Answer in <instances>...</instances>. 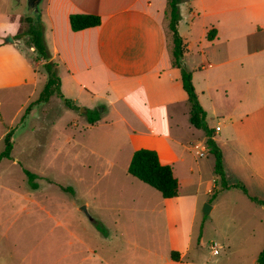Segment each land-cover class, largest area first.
<instances>
[{"label":"crops","instance_id":"obj_1","mask_svg":"<svg viewBox=\"0 0 264 264\" xmlns=\"http://www.w3.org/2000/svg\"><path fill=\"white\" fill-rule=\"evenodd\" d=\"M21 1L0 0L3 62L0 72L7 78L1 81L0 88L21 84V67L23 64L29 67L18 50V44H24L25 38L4 40L18 33L14 9ZM168 1L47 0L49 20L44 22V13L41 9L39 12L45 24L46 41L49 39L50 60L58 64L59 74H64L61 88L66 86L77 94L87 91L105 98L131 128L129 150L124 156L126 173L134 151L143 147L155 149L162 163L172 165L180 182L179 195L163 197L162 204L170 248L180 253L181 260L190 249L191 237L186 232H192L200 190L206 184L207 192L213 195L221 186V179L215 175V165L214 177H207L206 163L198 159L212 153L204 130L191 122L181 70L173 65ZM180 8L182 19L178 29L187 46L182 62L192 70L199 101L207 117H211L210 126L216 129L227 182L242 184L251 195L264 199V0H185ZM73 13L98 14L102 23L75 31L70 23ZM196 14L203 17L199 25L191 21ZM184 24L185 31L181 28ZM196 26L202 34L197 39L198 52L194 54ZM212 29L214 37L208 39ZM42 75L35 73L32 82L36 85ZM116 103L128 109L126 114L116 108ZM100 114L99 121L90 124L87 120V124L94 127L106 120ZM188 150H193L195 161L190 160ZM128 175L116 181L130 188L136 186V181H142ZM186 184L195 186L194 195L183 193ZM239 195L246 194L238 187H231L220 191L215 198L234 199ZM27 200L35 203L30 196ZM215 207L216 203L212 202L210 213ZM183 220L189 221L188 231L181 226ZM22 233L9 232V228L4 230L0 226V264H51L46 257H30L38 246L22 240ZM91 233L95 236V232ZM68 234L77 238L80 245H73L74 240L70 239L63 246L60 264H114L99 254V246L91 245L74 231L69 230ZM101 239L102 248L109 247L111 235H102ZM180 260L172 259L170 264Z\"/></svg>","mask_w":264,"mask_h":264},{"label":"rangeland","instance_id":"obj_2","mask_svg":"<svg viewBox=\"0 0 264 264\" xmlns=\"http://www.w3.org/2000/svg\"><path fill=\"white\" fill-rule=\"evenodd\" d=\"M46 8L47 0L39 3L44 22L49 20ZM27 18L34 21L36 13L30 11L29 0H22L14 9L18 33L4 40L21 38L29 26ZM202 19L196 14L191 21L199 25ZM181 28L185 31V24ZM199 28H195L194 54L198 52L197 39L202 34ZM26 41L27 37L24 44H18V50L29 63L26 68L23 64L19 72L21 84L0 88V152L5 149L9 133L14 145L12 158L0 162L1 229L23 232L22 240L38 246L30 257L43 256L51 264H60L63 246L70 239L74 240L73 245H80L77 238L68 234L69 230L99 246V254L114 264H170L173 258L162 194L142 181H136L134 188L116 181L129 174L125 171L124 156L129 150L131 128L105 98L87 91L77 94L66 86L60 87L62 93L68 98L78 97L74 99L78 108L67 107L54 94L27 111L40 97L47 73L46 60L39 59ZM2 65L0 60V70ZM35 73L44 76L36 85L32 82ZM5 75L0 72V83L7 79ZM59 77L64 78V74L60 72ZM115 106L122 113L128 110L122 103ZM89 110H97L106 120L90 127ZM207 121H212L210 115ZM188 155L190 160H196L193 150ZM198 159L205 161L206 176L213 178L215 157L208 154ZM25 169L37 175L38 188L30 186ZM62 186L73 188L75 194ZM206 186L199 193L192 232H186L191 237L190 249L176 264H255L264 248V209L246 195L217 199L207 192ZM182 191L194 195L196 188L186 184ZM29 196L35 203L27 200ZM212 202L216 203L215 209L205 214V204L212 206ZM83 205L88 214L81 210ZM93 219L102 223L103 231ZM181 226L188 231L189 221L183 220ZM101 232H108L107 237L111 235L109 247L102 248ZM214 243L218 254H213Z\"/></svg>","mask_w":264,"mask_h":264},{"label":"trees","instance_id":"obj_3","mask_svg":"<svg viewBox=\"0 0 264 264\" xmlns=\"http://www.w3.org/2000/svg\"><path fill=\"white\" fill-rule=\"evenodd\" d=\"M185 0H169L168 1V14L170 17L169 27L173 37V65L180 68L182 75L183 87L188 93V101L190 103V119L192 124L204 130L206 134V144L209 151L215 156V175L220 177L221 186L214 190L213 196L231 187H238L242 189L245 194L255 203L264 206V199L251 195L248 189L242 184H228L226 179V172L224 166V156L222 149L216 141V129L211 127L207 121V112L199 101L198 93L193 83V72L182 62L184 53L186 52L187 46L181 36L178 25L182 19L180 5ZM30 19V18H29ZM27 18L29 24L27 32L22 36L27 37V44L35 48L37 57L39 59L46 60L45 71L47 73V81L40 97L34 103H32L28 109L30 110L32 105L39 102H45L50 99L54 94L62 98L65 105L69 108L76 109L78 105L72 98L66 97L60 87L61 78L58 74V64L51 61V51L45 41L44 36V23L40 18V12L36 13V19L31 21ZM30 21V22H29ZM70 23L73 30L78 31L85 28L100 25L102 23V17L94 13H73L70 15ZM214 29L208 32V39H213ZM88 122L94 124L101 119V114L97 110L88 111ZM5 149L0 152V162L4 158H12L13 141L11 139V133L7 134ZM27 174L28 183L34 189L38 188L39 184L36 181L37 175L28 169H25ZM128 172L133 176L139 178L143 182L149 184L153 188L157 189L165 198L175 197L179 195L180 182L175 176L172 165L164 164L161 162L159 153L155 149L150 148H139L134 151L131 162L129 164ZM66 191H71L75 194V191L71 187L62 186ZM96 227L99 230L105 228L101 222L93 219ZM103 236H108V232H101ZM172 258L174 260H180V253L173 250ZM255 264H264V248L257 256Z\"/></svg>","mask_w":264,"mask_h":264},{"label":"water","instance_id":"obj_4","mask_svg":"<svg viewBox=\"0 0 264 264\" xmlns=\"http://www.w3.org/2000/svg\"><path fill=\"white\" fill-rule=\"evenodd\" d=\"M39 3H40V0H29V7H30V11H33V12H39ZM11 41H13V39L11 38ZM86 110V109H84ZM212 206L210 204H205V207H204V213L207 214L210 212ZM81 210L85 211L87 214H88V210H87V207L86 205H83L81 207Z\"/></svg>","mask_w":264,"mask_h":264},{"label":"built area","instance_id":"obj_5","mask_svg":"<svg viewBox=\"0 0 264 264\" xmlns=\"http://www.w3.org/2000/svg\"><path fill=\"white\" fill-rule=\"evenodd\" d=\"M212 249H213V254H218L219 253V249L217 248L215 243L212 245Z\"/></svg>","mask_w":264,"mask_h":264}]
</instances>
